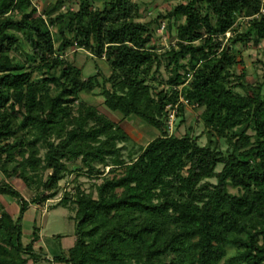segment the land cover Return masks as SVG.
Here are the masks:
<instances>
[{
  "label": "trees",
  "instance_id": "1",
  "mask_svg": "<svg viewBox=\"0 0 264 264\" xmlns=\"http://www.w3.org/2000/svg\"><path fill=\"white\" fill-rule=\"evenodd\" d=\"M33 1L0 0V172L35 197L0 184L19 207L14 218L0 203V264H264V81L235 72V46L264 43V17H253L261 0H170L147 23L130 0H51L42 13ZM239 18H249L243 31ZM160 22L176 32L163 52ZM69 48L103 59L109 76L84 78L63 58ZM163 66L169 76L155 84ZM95 90L121 121L134 116L160 135L124 157L125 131L80 100ZM185 106L202 110L203 146L168 133L167 108L182 123ZM71 173L102 181L95 198L77 186L58 204L74 213L75 241L50 260L37 227L23 244L22 219Z\"/></svg>",
  "mask_w": 264,
  "mask_h": 264
},
{
  "label": "rangeland",
  "instance_id": "2",
  "mask_svg": "<svg viewBox=\"0 0 264 264\" xmlns=\"http://www.w3.org/2000/svg\"><path fill=\"white\" fill-rule=\"evenodd\" d=\"M132 3L136 4L139 7L140 12L143 13V17L140 19L141 22H149V20L154 19L158 13H165L169 11L177 2L170 0H130ZM53 1L49 0H35L33 1L34 6L37 8L39 13H42ZM94 5L96 7H101L99 1H95ZM76 10L77 4L75 2L66 3L61 10ZM245 18H239L237 25L240 31L244 30L246 24ZM162 24L164 28L162 29ZM166 22H160V25H153L155 30L154 41L156 42L160 51H166L170 46L174 44L175 41V29L171 31L167 30ZM51 31L54 35L55 41L57 40L56 29L51 28ZM229 37V36H226ZM55 47H58V42H56ZM235 48L237 51V60L239 64L235 68V72L241 74L242 70L246 73V82L250 85L255 83H261L264 81V43L260 42L257 45L250 43L246 44H237ZM24 49H26L24 47ZM29 50V48H27ZM26 50H19L14 52L16 56L22 62L25 60ZM63 58L66 59L76 68L82 70L84 78L89 77L95 74L96 70L99 69L101 73L108 77L110 74V69L103 59H97L92 57L88 52L84 50H77L75 48H69L63 53ZM168 71L164 66L160 69V76L155 78L157 82H161L163 85L166 79L168 78ZM37 79V76L35 77ZM160 88H163L162 86ZM181 87H179V90ZM95 94H81L80 100L88 103L95 107L100 113L105 115L112 122L119 124L121 128L125 131L128 137L131 139L130 143L121 144L120 146L124 149L123 156L126 157L130 152L136 155L139 148L146 146L148 142L157 138L160 134L158 131L143 123L141 120L137 119L134 116L121 121V117L110 112L103 105V99L98 96L99 90L94 91ZM261 95L264 96V86L261 91ZM184 102L183 99L179 100ZM186 104V103H185ZM201 109L192 106H185L183 112V122L180 123V118L175 119L172 126V134L177 136L184 135L186 133L194 135L198 138V143L203 146L206 144V137L202 133L203 125L200 120ZM168 133L169 128H167ZM248 134H251V131H247ZM219 146L222 150L226 149V145L223 141H219ZM41 147V146H40ZM41 154L44 150L40 149ZM73 165H79V162L72 163ZM8 168H12L11 165ZM220 167L217 169L219 170ZM108 169L105 170V172ZM45 177V175H43ZM100 178L89 176L86 174H81L76 176V173H71L65 178H63L59 184L58 188L55 191V195L52 199L46 201L44 204H29L28 210L23 216L22 219V242L27 244L29 242L30 234L34 227L39 229V241L38 244L47 254L48 259H52L55 255H62L74 244V221L72 219L74 213L68 208L59 206L60 201L66 194H73L75 187H79L81 191L85 194H91L94 198L96 197L95 186L101 183ZM2 182H7L14 189H16L21 196L31 202L34 197V191L29 190L26 186L16 178L5 179L0 172V184ZM214 183V180H211ZM231 193H236L235 189L229 187ZM43 195H46L44 193ZM0 203L4 209L14 218L18 213V205L10 197H0ZM37 249V248H36ZM234 254V250L230 249L228 251L229 257ZM37 264H53L51 261H39ZM57 264V263H54ZM222 264V263H221Z\"/></svg>",
  "mask_w": 264,
  "mask_h": 264
},
{
  "label": "built area",
  "instance_id": "3",
  "mask_svg": "<svg viewBox=\"0 0 264 264\" xmlns=\"http://www.w3.org/2000/svg\"><path fill=\"white\" fill-rule=\"evenodd\" d=\"M254 18H258V17H264V0H261V6H260V9L258 11L257 14H255L253 16ZM249 18H245V20H248ZM162 29L164 28V24H162ZM226 36H229V34L227 33ZM168 110V121H167V128H169V131L171 132L172 131V126H173V123L175 121V115H176V107L174 108H170L168 107L167 108Z\"/></svg>",
  "mask_w": 264,
  "mask_h": 264
}]
</instances>
